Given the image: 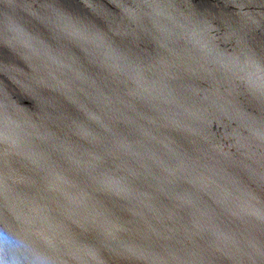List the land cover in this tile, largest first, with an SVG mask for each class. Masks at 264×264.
<instances>
[{"label": "water", "instance_id": "95a60500", "mask_svg": "<svg viewBox=\"0 0 264 264\" xmlns=\"http://www.w3.org/2000/svg\"><path fill=\"white\" fill-rule=\"evenodd\" d=\"M0 230L34 264H264V0H0Z\"/></svg>", "mask_w": 264, "mask_h": 264}, {"label": "clouds", "instance_id": "9594fccd", "mask_svg": "<svg viewBox=\"0 0 264 264\" xmlns=\"http://www.w3.org/2000/svg\"><path fill=\"white\" fill-rule=\"evenodd\" d=\"M27 248L28 244L25 240L9 231L0 230V249L3 251L0 255V264H34V261L23 255Z\"/></svg>", "mask_w": 264, "mask_h": 264}]
</instances>
